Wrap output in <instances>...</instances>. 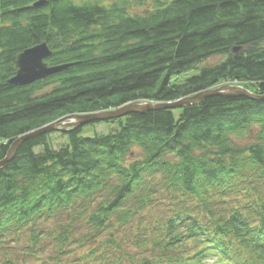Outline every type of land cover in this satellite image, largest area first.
<instances>
[{
  "label": "trees",
  "instance_id": "trees-1",
  "mask_svg": "<svg viewBox=\"0 0 264 264\" xmlns=\"http://www.w3.org/2000/svg\"><path fill=\"white\" fill-rule=\"evenodd\" d=\"M44 43L48 66L67 68L10 85ZM229 83L264 96V0H0V162L66 116ZM106 232V251L68 259ZM0 264H264V100L212 96L25 140L0 169Z\"/></svg>",
  "mask_w": 264,
  "mask_h": 264
},
{
  "label": "water",
  "instance_id": "water-1",
  "mask_svg": "<svg viewBox=\"0 0 264 264\" xmlns=\"http://www.w3.org/2000/svg\"><path fill=\"white\" fill-rule=\"evenodd\" d=\"M237 51V49L235 50ZM52 54L51 50L47 46V44H41L39 46L33 47L21 53L16 61V76L9 81L10 85L15 87H25L30 86L33 83L43 80L51 75H56V73L61 72L67 66H59V67H50L46 63L48 57ZM212 96H220V97H244L253 100V101H261L264 100V96L256 95L251 93L247 89L242 86L236 85H225L219 87L217 89L194 95L193 97H188L181 99L174 104H161V105H153V104H130L126 106H122L117 110H110L101 113L88 114V115H69L66 116L51 125L44 127L43 129L34 132L30 135H27L19 140H17L10 149L8 157L0 162V169L6 166L13 157L15 156L18 148L21 143L25 140L30 139L32 137L38 135H44L50 133L52 131H59L62 133L68 132L69 130H73L79 128L81 126L87 125L94 121H109L119 119L121 117L127 116L133 113H144L146 111H151L154 109H180L189 105H196L200 103L207 97Z\"/></svg>",
  "mask_w": 264,
  "mask_h": 264
},
{
  "label": "rangeland",
  "instance_id": "rangeland-1",
  "mask_svg": "<svg viewBox=\"0 0 264 264\" xmlns=\"http://www.w3.org/2000/svg\"><path fill=\"white\" fill-rule=\"evenodd\" d=\"M101 1L103 2V4L108 5V4H111L112 1H114V0H101ZM144 10H146V9L145 8H141V9L135 8L132 12H135L137 14H144L145 13ZM221 60H222L221 57H216L214 59L213 58L209 59L208 61H206L204 63V66L214 65V64L220 62ZM197 73H198V70L189 72V73L181 76L180 79H187V78H189V77H191L193 75H196ZM226 85H229V84H226ZM104 126H106V125H102V127L101 126H98V127L97 126L96 127H86V129H87V131H93L94 132L96 130L97 133H104L105 130H107L109 128V127L105 128ZM113 127H110V128L112 129ZM91 134H92V132L91 133H87V135H91ZM53 140H54L53 142L55 143V147H57V146L59 147V146H61V145H63L65 143L63 138L60 136L59 133L55 134L53 136ZM134 153H135L136 156H138L137 150ZM129 230L130 229H126L124 231H122V230L116 231V232H114V236L118 240H120L121 238L124 237V233H127V231H129ZM129 233H130V231H129ZM109 234H110V232H106V234L104 233L102 236H98V237L95 236V238H93L91 241L89 240L90 242L88 241L85 244L84 247H82V248H77V247L74 248L73 254L71 256H68V259L71 260V259H73L75 257H79V256L84 255V254L86 255V253H90V252L95 251V250L99 251L100 249L101 250L104 249V251H106L108 247L105 244L106 243L105 238L109 237ZM97 238H99L98 239L99 242H97ZM98 246H99V248H98ZM44 249L45 250H44L42 255H43V259L45 261H50L49 259H51L52 257L54 258L56 256L55 255V250L53 249V247L50 248V247L47 246ZM26 262L27 263H39V262H41V260H37V259L35 260V258H34V259H28V260H26Z\"/></svg>",
  "mask_w": 264,
  "mask_h": 264
},
{
  "label": "bare ground",
  "instance_id": "bare-ground-1",
  "mask_svg": "<svg viewBox=\"0 0 264 264\" xmlns=\"http://www.w3.org/2000/svg\"><path fill=\"white\" fill-rule=\"evenodd\" d=\"M229 85H234V84H230V83H229Z\"/></svg>",
  "mask_w": 264,
  "mask_h": 264
}]
</instances>
